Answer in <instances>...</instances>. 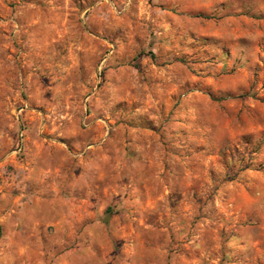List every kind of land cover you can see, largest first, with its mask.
Here are the masks:
<instances>
[{"label": "rangeland", "instance_id": "1", "mask_svg": "<svg viewBox=\"0 0 264 264\" xmlns=\"http://www.w3.org/2000/svg\"><path fill=\"white\" fill-rule=\"evenodd\" d=\"M0 233V264H264V0H0Z\"/></svg>", "mask_w": 264, "mask_h": 264}, {"label": "crops", "instance_id": "2", "mask_svg": "<svg viewBox=\"0 0 264 264\" xmlns=\"http://www.w3.org/2000/svg\"><path fill=\"white\" fill-rule=\"evenodd\" d=\"M88 199L85 200V198H82V199H78L76 200L75 202H73V209L70 211L71 212V215L69 216L71 219H72V222L73 223H81L82 225H84L85 223H88L89 222V212H87L86 214V217L84 214H81L79 212V208L80 207H85V205L87 206L88 205ZM85 235V231L84 233L82 234V238H85L84 237Z\"/></svg>", "mask_w": 264, "mask_h": 264}, {"label": "trees", "instance_id": "3", "mask_svg": "<svg viewBox=\"0 0 264 264\" xmlns=\"http://www.w3.org/2000/svg\"><path fill=\"white\" fill-rule=\"evenodd\" d=\"M111 213V208L107 207V209L105 210V218L108 216V214ZM104 224H108V219H104ZM0 237H1V233H0Z\"/></svg>", "mask_w": 264, "mask_h": 264}]
</instances>
